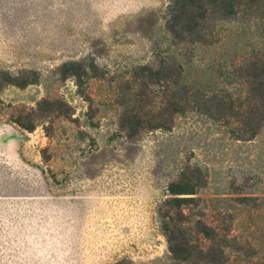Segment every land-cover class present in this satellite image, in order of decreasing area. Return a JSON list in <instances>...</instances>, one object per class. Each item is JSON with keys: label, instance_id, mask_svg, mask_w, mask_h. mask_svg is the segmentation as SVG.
I'll return each mask as SVG.
<instances>
[{"label": "rangeland", "instance_id": "1", "mask_svg": "<svg viewBox=\"0 0 264 264\" xmlns=\"http://www.w3.org/2000/svg\"><path fill=\"white\" fill-rule=\"evenodd\" d=\"M170 2L0 0V71L37 79L0 91V264H187L173 258L159 208L188 165L208 177L190 220L217 225L253 255L246 264H264V128L236 140L231 124L194 111L171 130L123 125L163 90L143 89L139 65L175 60L188 82L238 92L226 75L264 51L261 19L217 23L211 46L173 42ZM73 61L82 67L64 66ZM93 61L99 72L87 75Z\"/></svg>", "mask_w": 264, "mask_h": 264}, {"label": "trees", "instance_id": "2", "mask_svg": "<svg viewBox=\"0 0 264 264\" xmlns=\"http://www.w3.org/2000/svg\"><path fill=\"white\" fill-rule=\"evenodd\" d=\"M165 18V27L173 42L206 47L215 43L219 22L264 21V0H171ZM64 66L82 67V62L73 61ZM232 68L233 71L226 75L225 83L229 86L241 85L238 92L210 90L188 82L184 77L183 64L175 60L162 59L159 66L139 65L138 79H142L139 84L143 89L148 86L152 90L151 86L164 83L163 90L158 93L151 91L146 94L150 98L138 100L135 110L127 109L122 115L124 127L131 135L147 130H171L178 114L194 111L211 120L231 124L228 133L236 140L253 139L264 128V51L254 50ZM89 70L99 72V66L93 61L84 73L89 75ZM69 73L76 75V72ZM35 81L37 79L19 78L8 71H0V91L7 85L25 86ZM58 102L69 107L65 101H43L39 106ZM17 122L26 129L34 128L20 120ZM207 183L208 177L200 166L188 165L178 179L169 184L172 197L160 206L159 215L164 219L163 229L170 252L175 260L187 264H226L232 253L246 264L253 255H245L236 239L231 240L227 232L221 234V228L208 224L202 218L190 220L191 217L184 211L199 203L196 195ZM171 212H176L177 218ZM257 254L254 251V255ZM116 264L134 263L121 259Z\"/></svg>", "mask_w": 264, "mask_h": 264}]
</instances>
